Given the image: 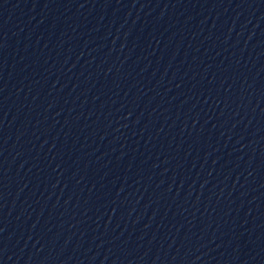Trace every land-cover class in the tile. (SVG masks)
Here are the masks:
<instances>
[{
  "label": "water",
  "instance_id": "95a60500",
  "mask_svg": "<svg viewBox=\"0 0 264 264\" xmlns=\"http://www.w3.org/2000/svg\"><path fill=\"white\" fill-rule=\"evenodd\" d=\"M0 264H264V0H0Z\"/></svg>",
  "mask_w": 264,
  "mask_h": 264
}]
</instances>
